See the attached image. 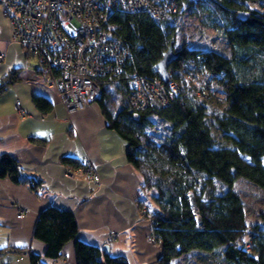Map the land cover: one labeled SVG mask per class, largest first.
Listing matches in <instances>:
<instances>
[{
    "label": "trees",
    "instance_id": "1",
    "mask_svg": "<svg viewBox=\"0 0 264 264\" xmlns=\"http://www.w3.org/2000/svg\"><path fill=\"white\" fill-rule=\"evenodd\" d=\"M177 6L162 20L146 11L114 8L108 13L107 25L130 54L119 75L100 79L95 102L107 127L127 142V161L141 175L144 195L151 194L154 207L144 211L162 247L158 264H173L195 251L219 252L228 264H264V222L249 228L244 203L234 189L241 178L264 191V0H177ZM183 13L225 39L229 54L186 44L175 51L178 16ZM172 41L176 58L168 73L177 89L168 87V92L173 97L165 106L133 108L127 79H160L155 66ZM189 74L201 82L196 85L187 79ZM18 80L17 72L9 71L0 80V96ZM212 84L222 104L201 97L202 89L207 85L211 90ZM32 101L42 113L52 108L43 95L33 94ZM154 118L170 125L159 139L148 134ZM62 162L73 168L81 165L70 157ZM4 178L33 190L42 186V180L26 174L9 153H0ZM33 233L45 247L43 256L29 254L31 264H45L42 257L59 258L70 242L76 264H129L123 256L78 239L70 210L47 206ZM21 252L6 247L0 256Z\"/></svg>",
    "mask_w": 264,
    "mask_h": 264
},
{
    "label": "crops",
    "instance_id": "2",
    "mask_svg": "<svg viewBox=\"0 0 264 264\" xmlns=\"http://www.w3.org/2000/svg\"><path fill=\"white\" fill-rule=\"evenodd\" d=\"M11 36V24L0 10V54L4 55L0 80L12 70L19 78L0 96V153L13 155L26 174L42 180V186L33 190L0 179V249L24 250L0 256V264H31V252L43 256L45 245L33 231L39 213L50 205L73 212L78 239L101 249L108 245L111 255L123 256L129 264H158L162 247L148 240L152 223L142 211L148 209L143 180L127 161V142L107 127L97 102L67 112L56 91L46 85L39 61L11 42ZM33 94L46 97L51 110L37 109ZM64 157L79 161L89 157L100 183L82 174L69 175L76 168L65 165ZM153 207L152 201L149 208ZM42 261L76 264L74 243H68L59 258L42 257Z\"/></svg>",
    "mask_w": 264,
    "mask_h": 264
},
{
    "label": "built area",
    "instance_id": "3",
    "mask_svg": "<svg viewBox=\"0 0 264 264\" xmlns=\"http://www.w3.org/2000/svg\"><path fill=\"white\" fill-rule=\"evenodd\" d=\"M177 7V0H0L1 13L11 24V42L22 45L39 61L46 85L56 91L69 113L93 104L100 93V79H114L129 57L128 47L107 25L112 9L146 11L162 20ZM3 58L0 54V61ZM188 78L194 77L189 74ZM126 84L135 109L168 105L173 97L168 87L177 89L170 77L162 81L135 75ZM203 94L208 98L207 92ZM16 108L24 113L20 101ZM80 163L68 174H82L100 183L95 163L89 157ZM148 240L155 242L152 233Z\"/></svg>",
    "mask_w": 264,
    "mask_h": 264
},
{
    "label": "rangeland",
    "instance_id": "4",
    "mask_svg": "<svg viewBox=\"0 0 264 264\" xmlns=\"http://www.w3.org/2000/svg\"><path fill=\"white\" fill-rule=\"evenodd\" d=\"M179 28L176 35L174 45L175 51L182 45L186 44L189 47H198L202 49L217 50L222 53L229 54V48L225 39L218 37L211 29L204 28L200 25L198 19L190 17L187 13L178 16ZM189 79V78H187ZM197 85L201 82V78H191ZM203 86V85H202ZM207 86V85H206ZM205 86V87H206ZM212 89L206 91L208 99L215 105L224 102L219 91L212 84ZM170 125L159 119L154 118V126L148 129L150 137L160 138L164 137L169 132ZM235 191L240 195L245 208L246 219L249 228L256 224L263 223L264 215V191L248 182L245 179H238L234 184ZM146 197V204L148 207L152 204L151 194L148 192L143 197ZM249 237L245 238L248 242ZM249 246V245H247ZM173 264H228L221 258L219 252L207 253L205 251H195L178 258Z\"/></svg>",
    "mask_w": 264,
    "mask_h": 264
},
{
    "label": "water",
    "instance_id": "5",
    "mask_svg": "<svg viewBox=\"0 0 264 264\" xmlns=\"http://www.w3.org/2000/svg\"><path fill=\"white\" fill-rule=\"evenodd\" d=\"M173 43L174 41L171 42L168 50L163 53V58L155 66V69L159 74V78L162 81H166L168 79L169 77L168 66L176 58V54L173 50ZM103 250L105 251V253H109V246L108 245L104 246Z\"/></svg>",
    "mask_w": 264,
    "mask_h": 264
}]
</instances>
